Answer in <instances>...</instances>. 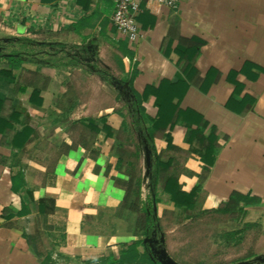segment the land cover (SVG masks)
Instances as JSON below:
<instances>
[{
    "label": "crops",
    "instance_id": "0c3cea01",
    "mask_svg": "<svg viewBox=\"0 0 264 264\" xmlns=\"http://www.w3.org/2000/svg\"><path fill=\"white\" fill-rule=\"evenodd\" d=\"M136 2L130 45L113 0H0V264H48L47 239L69 264L129 244L159 264L178 210L264 213V0Z\"/></svg>",
    "mask_w": 264,
    "mask_h": 264
},
{
    "label": "rangeland",
    "instance_id": "374dc122",
    "mask_svg": "<svg viewBox=\"0 0 264 264\" xmlns=\"http://www.w3.org/2000/svg\"><path fill=\"white\" fill-rule=\"evenodd\" d=\"M228 212H175L177 224L166 225L174 230L166 241L171 255L179 264H229L250 253L264 252V213L250 214L244 206L234 203ZM154 212V208H149ZM166 211V210H165ZM168 211L163 216L169 219ZM172 216H170L171 219ZM134 218L143 220V214L134 212ZM185 220L188 223H185ZM43 238L47 239L44 235ZM46 240L45 253L51 262L69 264L70 256L64 259L55 256L54 246ZM67 261V262H66Z\"/></svg>",
    "mask_w": 264,
    "mask_h": 264
},
{
    "label": "trees",
    "instance_id": "16d2710c",
    "mask_svg": "<svg viewBox=\"0 0 264 264\" xmlns=\"http://www.w3.org/2000/svg\"><path fill=\"white\" fill-rule=\"evenodd\" d=\"M131 55H130V57H131ZM131 81H133V80H131ZM137 98L140 99L138 97V95H137ZM137 154L138 153H136V155ZM136 170L137 169L135 168V170H134L135 174L132 175V180L134 182L133 194L135 195L136 198H140V195H141V178H140V176L137 175ZM171 179H172V181H175L174 178H171ZM16 181H17L16 178L13 179V183H14L13 191H15V192L17 191ZM170 194H171L173 200H176V201H178L179 204L185 205V206H187L188 209H191V207H192V204L190 203L191 195L183 194V193H180L178 191H174V192L172 191ZM23 197H25V199L27 198V200H29L31 202V204H34L33 197L29 192H26V191H25V193L23 192ZM240 202H244L245 204H249L250 200L248 199V197L241 196L238 194H233V196L231 197V204L234 203L237 205ZM231 204L217 210L216 212H228L230 210V208L232 207V206H230ZM27 213H29V204L23 203V209L21 211V214H27ZM151 215H152V212H150V210L146 209L145 210V221H146V228H147L146 235L150 234L149 233L150 232V224L153 223V221H154L151 219ZM138 256H139V252L136 248V244H129V245H125L123 247V250L121 251L120 258H119L118 262H115V261L111 262L110 259L102 257L95 263L89 261V262H87V264H135L137 262ZM250 256L251 255L248 254L246 257H244L242 259L248 258ZM45 262L48 264H54L50 261V259H47Z\"/></svg>",
    "mask_w": 264,
    "mask_h": 264
},
{
    "label": "built area",
    "instance_id": "2783aa9c",
    "mask_svg": "<svg viewBox=\"0 0 264 264\" xmlns=\"http://www.w3.org/2000/svg\"><path fill=\"white\" fill-rule=\"evenodd\" d=\"M114 11L111 17L112 27L119 39L128 44L136 43L142 36L138 23V6L136 0H113ZM160 5L177 9L180 0H155Z\"/></svg>",
    "mask_w": 264,
    "mask_h": 264
},
{
    "label": "water",
    "instance_id": "95a60500",
    "mask_svg": "<svg viewBox=\"0 0 264 264\" xmlns=\"http://www.w3.org/2000/svg\"><path fill=\"white\" fill-rule=\"evenodd\" d=\"M159 264H178L172 257L169 256L165 248L155 251Z\"/></svg>",
    "mask_w": 264,
    "mask_h": 264
}]
</instances>
